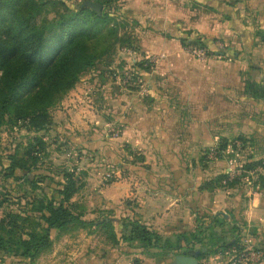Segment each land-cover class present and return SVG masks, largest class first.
Instances as JSON below:
<instances>
[{"label": "rangeland", "instance_id": "374dc122", "mask_svg": "<svg viewBox=\"0 0 264 264\" xmlns=\"http://www.w3.org/2000/svg\"><path fill=\"white\" fill-rule=\"evenodd\" d=\"M53 1H56L55 5H47L42 18L52 19L58 12H63L66 6L62 2L77 5L85 0ZM114 7L107 9L111 13L109 24L88 42L91 51L100 54L94 65L81 73L74 86L79 88L80 99L74 95L76 100L65 105L63 101L74 88L63 94L50 108L51 121L45 129L30 127L28 119L14 122L5 116L2 119L0 114V219L8 212L24 214L34 206L35 196L53 195L62 188L61 184L66 181L64 171H67L73 175L78 187L71 199L75 212L88 221L100 220L107 215L119 218L120 223L115 221L116 240L100 226L71 225L54 231L52 245L34 260L5 253L0 264H176L177 254L206 247L207 250L198 257L203 263L209 255L216 253L218 245L203 242L190 248L183 245L176 248L177 236L188 235L187 230L162 234L154 229L167 240L166 245L158 248H145L139 242L125 241L122 223L132 215L112 207L108 187L119 182L120 190L129 192L124 204L136 212L139 187L144 185L141 177L146 173H171L175 165L168 158L174 156L186 162L178 166L187 171L191 155L200 163L197 167L200 173H206L204 168L210 165H213L211 172L217 173L227 161L236 173L230 180L235 181L234 185L226 189L256 190V177L264 181L263 138L259 137L256 148V122L260 121L256 100L264 99V1L256 2V18L243 22L244 38L218 36L209 39V44L200 45L189 40L205 36L193 30L180 37L186 55L184 60H188V65L196 72L197 82L202 78L201 84L197 85L201 88L199 96L202 98L211 93L204 100L212 97L211 105L216 106L205 113L202 107L205 103H198L195 117L188 111L192 107L185 103H179L183 107L178 114L175 111L169 116L162 112L148 115L150 110L147 108L152 106L153 98L145 72L152 74L149 77L158 78L154 71L166 54L141 51L134 33L135 22L117 16ZM221 100L229 106L228 115L220 107ZM215 101L217 104L214 105ZM78 107L83 110L82 115H87L76 125L73 118ZM135 125L136 128H131ZM206 131L216 136L214 145L205 146L200 142ZM237 140L243 143L241 148L235 146ZM194 143L196 149L192 148ZM228 143L232 148L224 153ZM31 146L35 150L29 154ZM10 154H17L21 159L30 155V162L36 161L31 165L34 172L49 176L44 183L45 190L32 189L22 170H17L14 175L9 173ZM256 154H259L258 159ZM256 161L260 162L257 166ZM248 163L253 166L246 167ZM256 170L260 176H256ZM220 174L229 176L228 171L217 173L203 181L201 187L207 184L210 187L204 188L213 191L212 186L216 184L209 182ZM131 193L137 197H130ZM133 216L140 218L136 214ZM228 232L218 229L216 236H223L227 241ZM209 241L207 238L206 242Z\"/></svg>", "mask_w": 264, "mask_h": 264}, {"label": "trees", "instance_id": "16d2710c", "mask_svg": "<svg viewBox=\"0 0 264 264\" xmlns=\"http://www.w3.org/2000/svg\"><path fill=\"white\" fill-rule=\"evenodd\" d=\"M97 1L103 5L101 14L89 6H82V3L67 5L62 2L66 6L65 10L58 12L52 19H46L42 18L45 7L55 5L56 1L0 0L2 119L4 116L13 122L28 119L30 127L34 129H45L49 125L50 108L60 101L63 94L74 88L81 73L93 66L100 54L92 52L88 42L96 38L109 24L111 13L107 9L113 8L117 0ZM189 41L200 45L210 43L209 39L201 36ZM34 150L31 146L28 153L32 154ZM29 156L21 159L17 154H10L7 169L11 175L17 170L24 171L25 180L31 188L43 191L49 176L43 172H34L31 165L36 161L30 162ZM257 164L260 162L256 161V166ZM252 166L249 163L246 165L249 168ZM64 173L66 181L61 184L62 188L55 191L58 196L55 193L51 196H35L34 206L24 214L8 212L0 219V262L5 253L34 260L52 245L54 231L64 230L71 225L100 226L116 240L117 218L107 215L100 220L88 221L82 214L75 212V204L71 199L78 190L77 183L73 175L67 171ZM234 182H230L227 174H220L209 183L216 184L212 186L215 188L234 185ZM261 184L264 186L263 180ZM204 187L210 185L206 184ZM222 218L224 220V216ZM219 222L220 225L223 224V221ZM122 227L125 241L139 242L145 248H158L167 244L166 238L135 216H127ZM230 229L236 232L238 226L234 225ZM207 238L210 239L209 242H206ZM223 239L225 237L216 236L213 228L207 229L203 226L199 231L177 236L176 248H181V245L190 248L204 242L210 246L218 245L217 253L238 246V235L234 240Z\"/></svg>", "mask_w": 264, "mask_h": 264}, {"label": "crops", "instance_id": "0c3cea01", "mask_svg": "<svg viewBox=\"0 0 264 264\" xmlns=\"http://www.w3.org/2000/svg\"><path fill=\"white\" fill-rule=\"evenodd\" d=\"M263 1L117 0V7H114L115 14L120 18L135 22L134 33L139 39L140 50L151 54H166V57L160 60L157 70L154 71L158 78L149 77L152 74L145 72L153 98L152 106L148 105L147 108L150 110L148 115L162 112L169 116L175 114V111L178 114L183 107L179 103H185L184 105L192 107L188 111L192 113L193 117L197 114L198 103H205L202 106L205 113L216 109V106L213 108L211 105L212 97L204 100L211 93L202 95V98L199 96L201 88L197 85L201 84L202 78L197 82L196 72L188 65V60H184L186 55L180 44V37L185 35L186 31L193 30L207 39H214L218 36L227 38L241 36L244 38L246 30L243 22L255 17L256 2L260 4ZM204 82L206 81L204 80ZM78 89V87L74 88L72 90L74 92L68 94L63 101L65 105L76 100L74 95L79 96L80 99L81 96L77 93ZM222 102L223 100H221V104ZM225 102H227L226 99ZM215 104L217 101L214 102ZM221 104V109L228 115V104ZM78 106L80 105L78 104ZM256 111L259 112L257 116L260 118L259 123L256 122L257 148L259 137L264 141V122L262 123V120L264 121L262 116L264 115V99L256 100ZM82 113L83 110L78 107L75 118H73L74 124L80 123L79 119L87 115H82ZM131 128H136V125ZM193 129L195 130V128ZM210 131H206L205 135L201 137L200 142L204 143L202 145H214L212 143L216 142V136ZM192 148L196 149L197 145L195 144ZM231 148V143H228L224 153ZM261 156L264 157V154ZM258 158L259 154H256V159ZM170 160L175 165L172 167L171 173L159 175L146 173L145 177H141L144 179V185L139 187L140 195L138 197L133 193L130 195V197L134 195L135 198H138L136 212L124 204V199L129 196V192L126 189L121 191L122 185L119 182H114L108 187L109 199H111L109 201L112 207L124 211L125 214L138 215L148 226L162 234H170L172 231L181 233V230L195 232L197 229H202L200 225L204 224V227L213 228V231L218 229L229 231L228 239L232 240L236 235L240 238L247 234L256 246L264 248V186L259 178L256 177V190L248 189L246 192H238L236 189L215 187L213 191H209L201 187L202 182L217 173L227 171L231 167L227 161L223 165V169L217 173L211 172L210 169L213 165L208 168L205 166L204 171L207 172L201 171L200 173L197 169L200 163L196 156H190L187 162L189 167L187 171L178 166L182 165V162L186 163L182 158L174 156L173 159L168 158V161ZM257 175L260 176V173L256 170ZM219 220L223 221L222 225ZM117 221L120 223L119 218ZM234 225L238 226L236 232H232L230 229ZM226 252L211 254L205 262L202 263L199 260V264H223L227 259Z\"/></svg>", "mask_w": 264, "mask_h": 264}, {"label": "built area", "instance_id": "2783aa9c", "mask_svg": "<svg viewBox=\"0 0 264 264\" xmlns=\"http://www.w3.org/2000/svg\"><path fill=\"white\" fill-rule=\"evenodd\" d=\"M236 146L241 148L243 143L236 141ZM229 180H232L235 171L228 170ZM242 230H245L242 228ZM227 259L223 264H261L264 262V248L256 246L247 234L239 238L238 246L232 247L226 252Z\"/></svg>", "mask_w": 264, "mask_h": 264}, {"label": "water", "instance_id": "95a60500", "mask_svg": "<svg viewBox=\"0 0 264 264\" xmlns=\"http://www.w3.org/2000/svg\"><path fill=\"white\" fill-rule=\"evenodd\" d=\"M82 6H89L92 9L96 10L99 14L102 13L103 5L96 0H85L81 4ZM207 250L206 247H202L199 250L193 251L192 253L188 254L186 251H183L180 254L175 256V263L176 264H199V256L202 252Z\"/></svg>", "mask_w": 264, "mask_h": 264}]
</instances>
